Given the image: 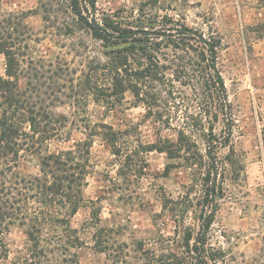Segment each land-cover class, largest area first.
<instances>
[{"label": "trees", "instance_id": "trees-1", "mask_svg": "<svg viewBox=\"0 0 264 264\" xmlns=\"http://www.w3.org/2000/svg\"><path fill=\"white\" fill-rule=\"evenodd\" d=\"M39 12L45 34L98 41L101 56L85 54L80 70L70 68L65 60L34 59L24 14L4 11L0 1V58L4 60L0 72V264H78L79 251L88 245L105 253L110 264L222 260V252L215 256L207 251L205 237L201 234L193 240L191 226L184 224L193 204H180L179 199L164 195L162 213L172 217L180 237L127 243L122 242L123 231L101 224L96 201L84 194L93 172L91 149L99 140L114 158L117 179L123 181L143 173L145 155L154 151L177 160L167 164L165 173L179 164L194 171L205 169L200 183L205 186L206 204L213 205L215 152L229 145L230 133L227 127L224 138L215 130L219 118L230 117L226 87L217 68L220 39L171 19L155 30L149 22L125 20L117 12L99 16L95 0H41ZM255 28L257 38L264 37V22ZM153 38L165 42H149ZM82 43L84 49L89 47ZM163 47L171 53L161 52ZM74 81L82 107L73 109L71 116H54L50 107L66 103L65 89H73ZM173 82L189 88L193 97L177 101L181 91ZM127 92L134 105H144V118L159 124L153 140L142 139L139 124L116 129L105 121ZM90 103L102 107L100 118L92 119ZM161 129L174 135H162ZM71 130L83 138L67 149L48 151L53 140L71 142ZM262 140L264 153V129ZM31 156L38 159V172L24 173L20 165ZM83 209H89L88 217L76 226L74 218ZM14 227L24 230L27 242L11 257L7 236Z\"/></svg>", "mask_w": 264, "mask_h": 264}, {"label": "rangeland", "instance_id": "rangeland-1", "mask_svg": "<svg viewBox=\"0 0 264 264\" xmlns=\"http://www.w3.org/2000/svg\"><path fill=\"white\" fill-rule=\"evenodd\" d=\"M4 11L24 14V28L30 42V56L34 59L65 60L70 68L80 70L84 56H101L98 41L81 38H63L44 33L39 12L41 0H0ZM100 14L117 12L125 20L140 19L158 30L169 19L185 23L192 30L203 31L207 36L220 39L217 68L223 77L229 102V118H219L215 130L226 136L230 128L229 145L216 152L217 196L215 210L206 204L205 186L201 185L205 169L194 171L179 164L167 173V164L176 163L165 153L157 151L145 155L143 173L128 180L117 179L113 156L104 145L95 140L91 149L92 174L88 177L85 197L96 201L101 224L124 232L122 242L136 239L149 240L159 236L180 237L175 233L172 217L162 213V198L179 199L180 204H193L184 216V224L193 230V240L201 234L206 239L205 248L215 256L222 252V260L209 264H264V37L257 38L255 25L264 22V0H95ZM63 42L64 46L61 45ZM88 48L84 49V43ZM149 42H165L151 39ZM83 49L86 50L85 53ZM78 50V51H77ZM161 52L170 54L167 47ZM77 54V55H76ZM83 54V55H81ZM4 60L0 58V72ZM79 72V71H78ZM79 76V73L76 74ZM75 78V76H74ZM181 91L177 101L193 97L189 88L173 82ZM66 90L64 104L50 107L54 116H71L75 108L82 107V98L76 82ZM69 86V83H68ZM76 92V93H74ZM74 106V107H73ZM93 120L100 118L102 107L89 104ZM144 105H134L133 96L127 92L121 104L105 118L116 129L139 124L145 141L155 138L159 124L144 118ZM181 112V111H180ZM182 113H180L181 116ZM160 131V129H159ZM162 135L173 136L174 131L161 129ZM71 142L53 140L48 151L67 149L83 135L71 130ZM204 152V145H201ZM24 173L38 172V159L31 156L20 165ZM89 209L81 210L74 218L80 226L88 217ZM183 219L181 215L180 220ZM119 226V227H118ZM10 256L26 246L27 237L19 227L12 228L7 236ZM78 264H110L105 253L93 250L90 245L78 253ZM128 261H133L128 259ZM125 264V263H124Z\"/></svg>", "mask_w": 264, "mask_h": 264}, {"label": "water", "instance_id": "water-1", "mask_svg": "<svg viewBox=\"0 0 264 264\" xmlns=\"http://www.w3.org/2000/svg\"><path fill=\"white\" fill-rule=\"evenodd\" d=\"M154 33V32H153ZM214 174H215V172H214ZM214 210H215V202L213 203V207H212V212H211V214L204 220V228L206 229V223H207V221L209 220V218L211 217V215L213 214V212H214Z\"/></svg>", "mask_w": 264, "mask_h": 264}]
</instances>
